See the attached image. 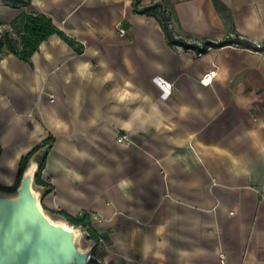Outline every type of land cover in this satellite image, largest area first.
Masks as SVG:
<instances>
[{
    "label": "crops",
    "instance_id": "1",
    "mask_svg": "<svg viewBox=\"0 0 264 264\" xmlns=\"http://www.w3.org/2000/svg\"><path fill=\"white\" fill-rule=\"evenodd\" d=\"M156 1L189 43L264 44V0ZM24 9L81 50L55 33L0 60V185L52 136L43 205L90 213L102 264H264V48L170 45L133 0H0V25Z\"/></svg>",
    "mask_w": 264,
    "mask_h": 264
},
{
    "label": "water",
    "instance_id": "2",
    "mask_svg": "<svg viewBox=\"0 0 264 264\" xmlns=\"http://www.w3.org/2000/svg\"><path fill=\"white\" fill-rule=\"evenodd\" d=\"M39 165L37 158L30 160L15 194L0 192V264H86L88 257L95 262L94 245L79 244L80 229L45 211L43 190L34 187Z\"/></svg>",
    "mask_w": 264,
    "mask_h": 264
},
{
    "label": "trees",
    "instance_id": "3",
    "mask_svg": "<svg viewBox=\"0 0 264 264\" xmlns=\"http://www.w3.org/2000/svg\"><path fill=\"white\" fill-rule=\"evenodd\" d=\"M6 5L11 7L26 8L30 6L31 0H3ZM142 0H133V9L138 13H146L155 16L165 32V36L170 45H181L186 49H194L198 54L205 53L210 47H221L229 44H237L239 46L260 49L264 48V44L259 46L256 42L242 36L239 33H234L221 40L215 41L211 39H204L201 43H189L185 38L177 37L172 27L170 14L167 5L163 1H156L153 4L144 6ZM13 32L5 30L0 35V60L5 54L14 53L19 58L31 62L33 53L39 48L40 44L49 38L52 34H59L70 45L77 50H81L79 43L72 37H69L62 30H60L54 23L50 16L45 13L31 11L24 9L22 14L16 18L10 25ZM55 139L49 136L42 141L37 147L30 151L26 156H23L20 163L19 175L14 186H1L0 190L13 194L17 192V188L22 179L23 173L26 170L30 160L37 158L39 160V169L36 175L35 184L43 188V192L51 191V185L42 177V172L46 166L49 151L54 145ZM2 147L0 146V154ZM61 215L70 224L80 227L86 231L87 239L93 242L94 248L92 255L95 258L96 264H102L96 255V248L100 243L101 236L93 226L90 213H83L82 215L73 216L65 211H51Z\"/></svg>",
    "mask_w": 264,
    "mask_h": 264
},
{
    "label": "rangeland",
    "instance_id": "4",
    "mask_svg": "<svg viewBox=\"0 0 264 264\" xmlns=\"http://www.w3.org/2000/svg\"><path fill=\"white\" fill-rule=\"evenodd\" d=\"M34 187L36 190H39L40 187L37 186L36 184H34ZM1 193L3 194H9V193H5L3 191L0 190ZM15 194V193H13ZM42 205H43V195H44V192H42ZM44 207V205H43ZM45 211L55 220H62V221H65L68 223V221H66V219H64L61 215L57 214V213H53L51 211H48L45 207H44ZM76 227V226H75ZM80 229V238H79V244L81 245L82 248H89L92 244H90V240H88L86 237H87V234H86V231L83 230L82 228L78 227Z\"/></svg>",
    "mask_w": 264,
    "mask_h": 264
},
{
    "label": "built area",
    "instance_id": "5",
    "mask_svg": "<svg viewBox=\"0 0 264 264\" xmlns=\"http://www.w3.org/2000/svg\"><path fill=\"white\" fill-rule=\"evenodd\" d=\"M7 29L13 32V28L11 26L0 25V35H2ZM215 74H216V69L210 70L208 73L204 75L203 81L211 82ZM118 140L120 142H125L127 141V138L126 136H120ZM86 264H96V263L93 261H89V257H88V262Z\"/></svg>",
    "mask_w": 264,
    "mask_h": 264
},
{
    "label": "bare ground",
    "instance_id": "6",
    "mask_svg": "<svg viewBox=\"0 0 264 264\" xmlns=\"http://www.w3.org/2000/svg\"><path fill=\"white\" fill-rule=\"evenodd\" d=\"M33 167H36V163H33ZM66 224V223H65Z\"/></svg>",
    "mask_w": 264,
    "mask_h": 264
}]
</instances>
